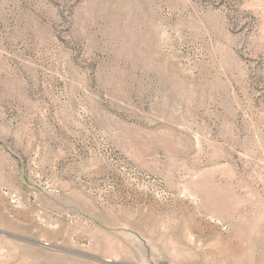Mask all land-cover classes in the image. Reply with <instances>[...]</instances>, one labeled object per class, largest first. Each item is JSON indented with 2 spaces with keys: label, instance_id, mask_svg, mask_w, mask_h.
<instances>
[{
  "label": "rangeland",
  "instance_id": "1",
  "mask_svg": "<svg viewBox=\"0 0 264 264\" xmlns=\"http://www.w3.org/2000/svg\"><path fill=\"white\" fill-rule=\"evenodd\" d=\"M0 264H264V0H0Z\"/></svg>",
  "mask_w": 264,
  "mask_h": 264
}]
</instances>
